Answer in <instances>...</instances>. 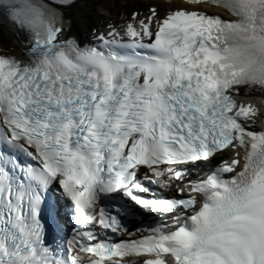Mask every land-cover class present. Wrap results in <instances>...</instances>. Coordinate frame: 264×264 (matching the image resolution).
Wrapping results in <instances>:
<instances>
[{"label":"snow or ice","instance_id":"1","mask_svg":"<svg viewBox=\"0 0 264 264\" xmlns=\"http://www.w3.org/2000/svg\"><path fill=\"white\" fill-rule=\"evenodd\" d=\"M73 2L0 0V264H264V127L235 98L264 92V0H157L87 44Z\"/></svg>","mask_w":264,"mask_h":264},{"label":"bare ground","instance_id":"2","mask_svg":"<svg viewBox=\"0 0 264 264\" xmlns=\"http://www.w3.org/2000/svg\"><path fill=\"white\" fill-rule=\"evenodd\" d=\"M153 1L157 2V0H146V2ZM91 7H98L97 9L101 14L98 20H106V23H103V25L108 24L111 19L119 20L121 14L123 13V5H121V0H76L74 3H72L71 7L64 8V14L67 18H69L71 22V32L69 34L80 35L75 31L72 24H74L75 19H77L79 16L88 13ZM161 8H164V5L162 3L160 4V9ZM0 26H3L5 30H7V33L10 35L11 42L10 44L6 45L10 46L11 48H17L19 42L13 35V32L10 31V27H7L3 22L0 23Z\"/></svg>","mask_w":264,"mask_h":264},{"label":"rangeland","instance_id":"3","mask_svg":"<svg viewBox=\"0 0 264 264\" xmlns=\"http://www.w3.org/2000/svg\"><path fill=\"white\" fill-rule=\"evenodd\" d=\"M97 8L91 7L88 13L81 15L77 19H75L76 20L75 28L80 29L86 27L87 25L88 27L93 26L94 23L97 22V17L101 16L100 11ZM0 42L9 43V44L11 42L10 35L7 33V30H5L1 26H0Z\"/></svg>","mask_w":264,"mask_h":264}]
</instances>
